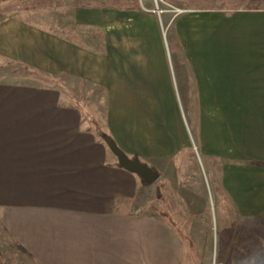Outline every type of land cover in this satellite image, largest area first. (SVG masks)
<instances>
[{
  "label": "crops",
  "instance_id": "1",
  "mask_svg": "<svg viewBox=\"0 0 264 264\" xmlns=\"http://www.w3.org/2000/svg\"><path fill=\"white\" fill-rule=\"evenodd\" d=\"M70 13L90 45L0 16V226L13 255L181 262L166 218L132 216L149 186L118 167L97 113L67 103L71 84L103 91V134L163 182L185 181L181 159L194 147L235 212L264 220V10H190L166 25L144 10ZM27 71L62 78L64 90Z\"/></svg>",
  "mask_w": 264,
  "mask_h": 264
},
{
  "label": "rangeland",
  "instance_id": "2",
  "mask_svg": "<svg viewBox=\"0 0 264 264\" xmlns=\"http://www.w3.org/2000/svg\"><path fill=\"white\" fill-rule=\"evenodd\" d=\"M54 1L55 5L27 12L16 8L8 13V17H15L66 37L74 36L78 43L90 45V28L73 24L70 13L73 9L72 0ZM92 1L104 9L118 10L116 7L135 6L136 10L142 12H154L166 25L175 15L190 10L208 7L237 9L240 0ZM95 36L98 41L99 33ZM11 66L12 64L7 63L2 69L9 71ZM19 70L25 71L23 68H18ZM25 77L48 81L55 89L59 86L63 89L62 78L50 77L45 80L30 71L26 72ZM64 91L69 99L67 103L91 110L93 115L97 113L95 131L99 136L103 134L102 121L106 104L103 91L87 83H84V86L80 83L71 84L66 86ZM190 151L191 153L183 154L181 159V168L187 172V175L183 176L185 181L182 177V180L178 181L176 178L169 183L158 179L151 186L142 189L135 201L136 209L132 216L166 218L167 222L174 226V233L182 244L180 264H264V220L240 217L219 188L215 166L199 159L194 147ZM13 254L15 252L9 239L0 226V264H24Z\"/></svg>",
  "mask_w": 264,
  "mask_h": 264
},
{
  "label": "trees",
  "instance_id": "3",
  "mask_svg": "<svg viewBox=\"0 0 264 264\" xmlns=\"http://www.w3.org/2000/svg\"><path fill=\"white\" fill-rule=\"evenodd\" d=\"M54 0H15V1H0V14L3 16H8V13L14 9H19L23 11H30L35 8L48 7L55 5ZM71 6L76 9H104L99 7L96 2L92 0H72ZM237 9L244 10H264V0H240L237 3ZM120 11L129 12L136 10L135 6L129 7H116ZM205 9H223L208 7ZM15 18V17H14ZM100 137L104 140V138L108 137L105 134H101ZM143 184V183H142ZM191 243L189 242V247Z\"/></svg>",
  "mask_w": 264,
  "mask_h": 264
},
{
  "label": "water",
  "instance_id": "4",
  "mask_svg": "<svg viewBox=\"0 0 264 264\" xmlns=\"http://www.w3.org/2000/svg\"><path fill=\"white\" fill-rule=\"evenodd\" d=\"M104 142L115 157L117 165L119 168L136 175L140 181L146 185L150 186L154 184L159 179V173L151 170L147 165L143 164L138 158H129L115 143V141L110 138H104Z\"/></svg>",
  "mask_w": 264,
  "mask_h": 264
}]
</instances>
